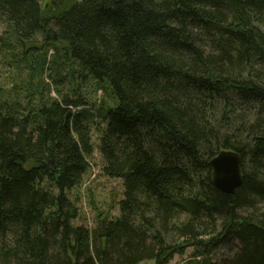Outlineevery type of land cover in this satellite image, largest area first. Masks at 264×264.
<instances>
[{"label":"trees","instance_id":"1","mask_svg":"<svg viewBox=\"0 0 264 264\" xmlns=\"http://www.w3.org/2000/svg\"><path fill=\"white\" fill-rule=\"evenodd\" d=\"M42 3L0 0L17 66L29 53L40 74L52 51L56 73L0 90V264H168L187 248L190 264H264V0ZM86 79L110 100L93 108ZM93 129L123 190L88 227L69 192ZM221 149L241 157L233 193L212 181Z\"/></svg>","mask_w":264,"mask_h":264},{"label":"rangeland","instance_id":"2","mask_svg":"<svg viewBox=\"0 0 264 264\" xmlns=\"http://www.w3.org/2000/svg\"><path fill=\"white\" fill-rule=\"evenodd\" d=\"M42 2V4H45L50 2V0H42ZM4 29V23L0 21V35L3 34ZM3 42L0 40V90H4L9 94H13L16 91L22 92L27 88H38L40 80L55 86L52 78L56 77V73L49 68L50 66L52 67V62H48L52 58V51H48L46 54L42 73L39 74L38 70L31 73L32 66H36L34 58L29 56V53L28 55L25 54L26 60L17 66L16 59H18L20 53L17 54L18 50L16 47L9 48ZM36 44H39V41ZM61 87L63 91L68 90L66 84L61 85ZM94 87L95 82L92 79H86L80 82L77 90L88 94L87 96L91 100L95 99L96 104L93 105V108H96L100 99L103 98L106 102L110 99L104 90L94 91ZM51 94L55 95L54 92ZM106 102L105 104H107ZM97 135L96 130L93 129L92 139L93 143H95V148L88 157L90 162L89 169L83 176L82 182L69 192L70 197L76 199L79 208V216L75 222L88 227L94 225L98 212H103L109 216L119 214L118 201L122 199L123 190L121 179L111 178L102 172V157L96 147ZM262 206L264 205L262 204ZM192 251V248H187L182 255H174L168 264H190L193 260H200L194 259ZM220 253L215 257L216 259H219L221 255L230 254L226 250H221ZM213 257L212 259L214 260L215 258ZM137 264H154V261L151 259L143 260Z\"/></svg>","mask_w":264,"mask_h":264},{"label":"water","instance_id":"3","mask_svg":"<svg viewBox=\"0 0 264 264\" xmlns=\"http://www.w3.org/2000/svg\"><path fill=\"white\" fill-rule=\"evenodd\" d=\"M209 165L212 181L219 190L233 193L242 184L241 157L235 150L221 149L210 159Z\"/></svg>","mask_w":264,"mask_h":264}]
</instances>
